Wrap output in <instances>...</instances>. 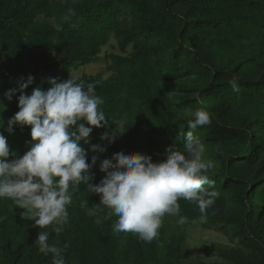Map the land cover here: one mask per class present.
Listing matches in <instances>:
<instances>
[{"label":"trees","instance_id":"1","mask_svg":"<svg viewBox=\"0 0 264 264\" xmlns=\"http://www.w3.org/2000/svg\"><path fill=\"white\" fill-rule=\"evenodd\" d=\"M112 36L122 53L106 56L112 75L74 77L73 70L101 60ZM54 67L60 80L100 82L95 91L112 129V119L127 120V131L111 145L101 140L107 129L91 133L92 144L107 146L105 153L89 151V163L99 156L93 183L106 175L100 161L114 153L166 159L167 147L189 130L191 113L210 112L211 125L193 131L205 145V158L216 165L210 178L218 196L203 222L197 206L185 200L179 201L181 215L238 244L226 252L227 264H264V0H0V102L6 106L0 107V131L19 156L30 149L31 127L17 124L12 134L6 131L19 111V93L11 102L4 93L29 74L35 83L27 94L36 86L47 90ZM175 147L183 149L182 139ZM81 202L91 207L100 197L81 185L68 209L69 223L57 235L51 226L34 228V221L22 218L24 209L0 200V264H52V254L34 244L44 230L49 243L68 244L67 264H182L186 229L168 230L169 220L179 217H165L148 243L114 233L116 216L97 224Z\"/></svg>","mask_w":264,"mask_h":264},{"label":"clouds","instance_id":"2","mask_svg":"<svg viewBox=\"0 0 264 264\" xmlns=\"http://www.w3.org/2000/svg\"><path fill=\"white\" fill-rule=\"evenodd\" d=\"M54 27L60 30L59 25ZM46 82L50 88L36 86L29 95L26 89L35 83L29 74L19 78L18 87L4 93L9 102L19 93V111L8 120L6 131L12 134L17 124L30 126L31 141L30 149L19 156L10 149L0 131V200H11L16 207L24 209L22 218L34 221V228L51 226V232L57 235L69 223L68 209L81 185L89 194L100 197V202L91 207L81 202L80 207L86 209L87 215L96 217L97 224L116 216L114 233H132L144 242L150 243L158 237L165 217H179L178 223H185L180 200L197 206L201 222L206 219L207 210L218 196L215 181L210 178L216 165L205 158V145L193 130L211 125L210 112L196 109L191 113L192 119L187 122L189 130L180 132L174 144L167 147L166 159L154 162L145 153H114L111 159L100 161L99 170L106 175L99 183H93L92 169L99 156L92 155L89 163V151L105 153L107 146L92 144L91 133L94 129H107L101 140L111 145L127 131V120L112 119L116 127L111 128L101 108L104 100L95 91L99 81H78L70 76L64 80L48 78ZM230 84L233 91H239L235 80ZM0 107L6 109L2 102ZM178 139L183 141L182 150L175 147ZM82 142L89 145L88 150ZM3 219L0 217V221ZM49 237L48 230L39 231L34 241L38 251L46 256L52 254V264H67L64 253L68 244L59 247L49 243Z\"/></svg>","mask_w":264,"mask_h":264},{"label":"rangeland","instance_id":"3","mask_svg":"<svg viewBox=\"0 0 264 264\" xmlns=\"http://www.w3.org/2000/svg\"><path fill=\"white\" fill-rule=\"evenodd\" d=\"M128 50H131V48ZM112 54L122 55L114 36L111 37L109 44L103 48L99 62L79 67L72 71V75L74 77H80L83 74H100L104 79L109 78L112 75V72L108 70L111 60H106V56ZM123 55H127V53ZM55 60L58 63L59 60L57 57ZM51 76L58 78L56 67L51 71ZM178 220L179 218L174 220L170 219L168 230L177 231L183 228L186 229L187 239L183 246L184 256L182 264H227L225 259L226 252L231 249L238 250V244L230 241L224 234L203 229L197 223L188 220L180 224Z\"/></svg>","mask_w":264,"mask_h":264}]
</instances>
